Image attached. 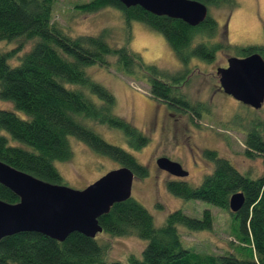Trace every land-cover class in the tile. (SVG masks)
I'll return each mask as SVG.
<instances>
[{
    "label": "trees",
    "instance_id": "trees-1",
    "mask_svg": "<svg viewBox=\"0 0 264 264\" xmlns=\"http://www.w3.org/2000/svg\"><path fill=\"white\" fill-rule=\"evenodd\" d=\"M55 1L0 0V40L19 39L24 43L38 39L18 65L9 62L15 54L0 53V98L23 113L0 108V161L43 181L64 185L56 163L73 159L70 140L76 139L128 167L137 179L147 178L149 169L129 150L109 143L89 125L105 124L121 130L135 151L142 150L150 141L131 121L116 114L115 95L95 81L87 69L96 64L110 67L108 58L116 56L121 71L135 75L136 69L144 70L143 78L148 81L155 101L172 102L193 115H204L207 106L190 101L181 80L187 75L191 57L211 61L215 52L224 47L222 43L204 41L193 45L198 34L211 38L219 31L217 20L209 15L205 22L193 27L181 19L153 14L139 5L126 7L119 0L78 4L77 8L85 13L115 7L128 25L139 21L161 33L187 67L185 73L167 76L158 66L144 62L139 53L126 46H112L107 28L99 34H68L53 22ZM198 1L208 6L236 4L235 0ZM239 52L241 57L256 52L264 57V45L244 47ZM255 120L247 126L245 155L250 159L262 157L264 161V124ZM205 156L213 162V170L198 187L175 180L167 184V189L184 201L205 202L226 211L240 244L224 254L196 251L185 245L178 228L192 233L211 231L214 221L209 210L202 219L178 210L157 227L150 212L131 198L114 205L100 219L103 233L115 238L136 235L147 241L142 259L132 257L128 264H264V175L251 179L250 173H241L230 159L215 150L206 151ZM239 192L244 194L246 203L240 212L232 213L230 199ZM0 200L9 204L19 202L1 184ZM108 252L107 245L79 233L63 243L38 233H20L0 242V264H124L108 262Z\"/></svg>",
    "mask_w": 264,
    "mask_h": 264
},
{
    "label": "rangeland",
    "instance_id": "rangeland-1",
    "mask_svg": "<svg viewBox=\"0 0 264 264\" xmlns=\"http://www.w3.org/2000/svg\"><path fill=\"white\" fill-rule=\"evenodd\" d=\"M88 1L90 0H56L53 22L65 28L71 36L99 34L107 28V39L112 46L128 47L129 50L139 53L144 62L158 66L167 76L185 72L180 71L182 63L179 56L161 33L139 21H132L131 25H128L122 12L115 7H105L96 13H85L77 8L78 4ZM235 2L234 7L209 6L210 16L217 20L219 31L211 38L198 34L193 41V45L204 41L209 44L222 43L224 47L215 52L211 61L197 56L191 57L187 74L191 71L192 74L183 91L190 101L203 104L207 109L205 111L203 108L205 113L199 116L193 115L190 110L187 112L184 122L187 120V132L191 140L186 151L182 147L181 138H174L173 133H166L164 138L167 139L161 144L160 131L148 130V123L155 112L154 103L159 104L160 101H155L152 96L150 85L143 78L144 70L136 69L135 75L125 73L119 68L116 56L108 58L110 67L96 64L87 69L95 81L106 86L115 95L116 114L131 121L150 138L148 146L135 151L130 148L121 130L105 124H89L106 141L129 150L140 164L149 169L147 178L135 179L132 198L150 212L157 227L163 226L168 217L178 210L198 219H202L204 212L209 210L214 221L211 231L192 233L184 227L178 229L186 246L210 254H224V251L240 244L233 233L230 215L211 204L184 201L171 194L164 177L157 179L155 168L156 158L162 153L178 158L190 174L183 181L198 187L213 170V162L206 158L205 152L215 150L230 159L241 173H250L248 176L251 179H260L264 175L262 157L250 159L245 155L247 126L255 119H260L264 124V105L256 109L222 92L216 72L217 68L228 62L229 57H241V48L264 45V0ZM37 41L38 39H34L22 43L19 39L0 40V53L15 54L9 58V62L18 65ZM92 99L95 97L92 96ZM0 108H10L23 115L16 110L13 103L1 98ZM70 142L74 152L73 159L70 162L56 163L64 178V185L70 188L85 190L107 173L122 167L76 139H71ZM96 240L102 245H107L108 262L118 261L124 264H128L132 257L142 259V252L148 244L136 235L115 238L101 233Z\"/></svg>",
    "mask_w": 264,
    "mask_h": 264
},
{
    "label": "water",
    "instance_id": "water-1",
    "mask_svg": "<svg viewBox=\"0 0 264 264\" xmlns=\"http://www.w3.org/2000/svg\"><path fill=\"white\" fill-rule=\"evenodd\" d=\"M126 7L141 6L159 15L181 19L196 27L205 22L209 6L198 0H119ZM228 67L217 69L223 91L256 109L264 105V57L256 52L245 57L231 56ZM159 169L177 178H186L180 163L168 158L157 161ZM135 173L121 167L107 173L85 190L52 184L19 171L0 161V184L18 198L16 204L0 200V242L20 233H38L65 242L79 233L95 240L103 233L100 219L116 204L132 198ZM246 203L243 193L230 199V210L238 213Z\"/></svg>",
    "mask_w": 264,
    "mask_h": 264
},
{
    "label": "flooded vegetation",
    "instance_id": "flooded-vegetation-1",
    "mask_svg": "<svg viewBox=\"0 0 264 264\" xmlns=\"http://www.w3.org/2000/svg\"><path fill=\"white\" fill-rule=\"evenodd\" d=\"M228 65L229 63L226 62V64L223 67H228ZM180 69H181L180 71L183 72L187 70V67L182 63L180 66ZM191 74H192V71L188 73L187 75H185V77L181 80L183 87L187 84L188 79L191 78ZM219 88L222 92H224L223 89L221 88V85ZM154 105H155V112L151 118V121H149L148 123L149 125L148 130L150 132H157L158 130L160 131V138L162 140L161 144H163L165 140L167 139V138L166 139L164 138V135L166 133L168 132L173 133L174 138H181L183 149L184 150L187 149L186 148L187 144L190 143V140H191L190 139L191 136L187 132V120H185L184 122V118H187V108L180 109L181 107H178V105H175L172 102L162 101V100L159 104L154 103ZM200 114H203V113H200ZM163 157L168 158L174 162L180 163L183 169L186 172H188L187 168L184 166V164L180 160H178V158H174L165 153L160 154L156 158V165H157V161ZM155 174H156L157 179L163 176L166 184H168L169 182L175 181L173 179L180 180V181H183V179H185V178L174 177L170 175L168 172L159 169L158 166H156L155 168Z\"/></svg>",
    "mask_w": 264,
    "mask_h": 264
}]
</instances>
